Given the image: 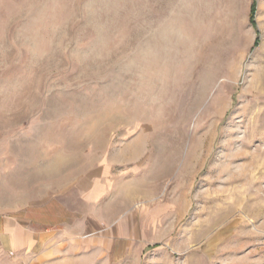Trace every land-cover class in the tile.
<instances>
[{
	"label": "rangeland",
	"instance_id": "obj_1",
	"mask_svg": "<svg viewBox=\"0 0 264 264\" xmlns=\"http://www.w3.org/2000/svg\"><path fill=\"white\" fill-rule=\"evenodd\" d=\"M20 211L117 234L108 264H264V0H0Z\"/></svg>",
	"mask_w": 264,
	"mask_h": 264
},
{
	"label": "crops",
	"instance_id": "obj_2",
	"mask_svg": "<svg viewBox=\"0 0 264 264\" xmlns=\"http://www.w3.org/2000/svg\"><path fill=\"white\" fill-rule=\"evenodd\" d=\"M58 227V219L48 222L43 213L0 214V264H108L122 256L117 234L99 229L82 235L69 222Z\"/></svg>",
	"mask_w": 264,
	"mask_h": 264
},
{
	"label": "trees",
	"instance_id": "obj_3",
	"mask_svg": "<svg viewBox=\"0 0 264 264\" xmlns=\"http://www.w3.org/2000/svg\"><path fill=\"white\" fill-rule=\"evenodd\" d=\"M255 4L252 5V8H251V16L253 17L254 13H255Z\"/></svg>",
	"mask_w": 264,
	"mask_h": 264
}]
</instances>
